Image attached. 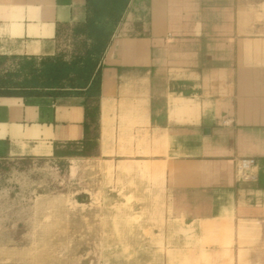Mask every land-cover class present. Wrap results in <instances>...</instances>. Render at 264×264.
<instances>
[{"label":"crops","instance_id":"1","mask_svg":"<svg viewBox=\"0 0 264 264\" xmlns=\"http://www.w3.org/2000/svg\"><path fill=\"white\" fill-rule=\"evenodd\" d=\"M85 17L86 0H0V54H54ZM100 74L94 115L79 95H0V159L55 157L91 132L209 248L261 264L264 0H130ZM241 156L256 158V180L236 181Z\"/></svg>","mask_w":264,"mask_h":264},{"label":"rangeland","instance_id":"2","mask_svg":"<svg viewBox=\"0 0 264 264\" xmlns=\"http://www.w3.org/2000/svg\"><path fill=\"white\" fill-rule=\"evenodd\" d=\"M60 49L71 52L63 40ZM10 64V62L8 63ZM74 150V149H73ZM0 160V264H248L168 216L123 154ZM263 252V251H262ZM257 255L264 264V252Z\"/></svg>","mask_w":264,"mask_h":264},{"label":"trees","instance_id":"3","mask_svg":"<svg viewBox=\"0 0 264 264\" xmlns=\"http://www.w3.org/2000/svg\"><path fill=\"white\" fill-rule=\"evenodd\" d=\"M129 2L86 0L85 20L69 26L57 42L54 54H0V95H79L85 98L94 115L100 96V64ZM64 39L73 43L69 53L60 49ZM94 139L90 132L83 143L59 145L55 157L66 159Z\"/></svg>","mask_w":264,"mask_h":264},{"label":"built area","instance_id":"4","mask_svg":"<svg viewBox=\"0 0 264 264\" xmlns=\"http://www.w3.org/2000/svg\"><path fill=\"white\" fill-rule=\"evenodd\" d=\"M257 160L254 157L241 156L235 158L234 176L238 182L254 181L257 179Z\"/></svg>","mask_w":264,"mask_h":264}]
</instances>
